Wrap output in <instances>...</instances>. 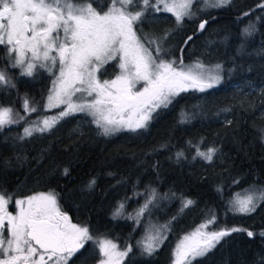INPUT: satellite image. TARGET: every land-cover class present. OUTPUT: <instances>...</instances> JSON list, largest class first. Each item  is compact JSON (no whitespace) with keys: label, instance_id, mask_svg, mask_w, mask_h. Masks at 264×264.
<instances>
[{"label":"trees","instance_id":"obj_1","mask_svg":"<svg viewBox=\"0 0 264 264\" xmlns=\"http://www.w3.org/2000/svg\"><path fill=\"white\" fill-rule=\"evenodd\" d=\"M108 5L109 0L93 3L99 10ZM260 5L264 0H231L208 11L198 8L180 24L170 12L153 7L144 12L135 30L142 40L152 33L161 38L168 33L169 50L163 57L221 64L225 75L211 89L180 92L146 127L135 131L102 135L91 116L80 112L49 131L25 137L26 125L48 113L44 103L52 76L35 77L31 87L27 77L9 70L0 54V66L9 71L10 80L8 86L0 84V108H11L18 121L0 128V190L17 187L54 193L62 210L99 235L134 239L142 224L168 225L162 245L150 254L132 252V264H171L177 239L213 216V231L243 230L222 237L191 264H264V201L247 214L233 211L230 203L249 188L264 190V7ZM249 26L254 30L245 35ZM112 66L109 63L108 72ZM25 99L37 110L20 119ZM200 139L209 142L200 145ZM200 148H215L213 159L198 156ZM153 190L163 211L152 215L154 221L147 220L155 207L151 202L135 225L127 219L129 214L135 215ZM186 200L193 203L181 211ZM121 203L123 214L115 216Z\"/></svg>","mask_w":264,"mask_h":264},{"label":"snow or ice","instance_id":"obj_2","mask_svg":"<svg viewBox=\"0 0 264 264\" xmlns=\"http://www.w3.org/2000/svg\"><path fill=\"white\" fill-rule=\"evenodd\" d=\"M94 2L0 0V45H9V54L15 53L13 67H20L22 75L31 76L37 65L49 71L59 66V75L53 81L45 107H66L57 115L46 116L26 127L25 137L51 130L61 119L75 112L91 115L92 122L105 136L123 128L135 131L146 127L151 113L167 107L180 92L189 89L203 92L220 83L221 64L207 67L197 61L186 66L183 58L164 60L161 53L166 54V51L160 44L155 39L148 40L145 35L146 46L134 30V24L149 7L173 13L180 24L185 17L192 18L191 9L196 0H109L108 9L102 14L93 7ZM201 2L205 6L222 7L231 0ZM160 5H163L162 9ZM134 6L140 10L130 11ZM205 23L199 25L200 30L204 29ZM253 30L254 26H249L244 29V34L251 35ZM167 35L165 33L164 38ZM152 45H155L154 49H151ZM117 59L119 74L112 80L101 81L97 73ZM9 83L5 73L0 71V84ZM141 84L140 89L134 91ZM74 97L80 102H74ZM23 107L26 113L37 110L29 107L27 99ZM12 112L11 108H0V128L18 123ZM215 152V148H208L207 151L197 150V155L211 161ZM182 155L177 154L178 157ZM94 183V180L90 182L89 187ZM155 198L153 190L151 198L135 215L129 214V218L139 223V218ZM10 199L0 194V264H67L85 241L93 239L86 226L73 224L67 213L60 211L54 193H39L16 200L19 207L16 215L5 211ZM261 201H264V190L258 195L237 196L230 203L233 211L247 214L254 212ZM192 203L186 200L181 211ZM123 211L124 204L121 203L114 215L120 216ZM213 223L215 216L181 238L174 249L173 264H191L215 247L222 237L243 230L206 231ZM167 230L168 225H162L155 229V234H147L137 244L150 254L166 238L163 233ZM248 235L253 233L249 231ZM97 243L102 255L100 264H117L132 250L128 245L119 251L118 245L108 239H100Z\"/></svg>","mask_w":264,"mask_h":264},{"label":"flooded vegetation","instance_id":"obj_3","mask_svg":"<svg viewBox=\"0 0 264 264\" xmlns=\"http://www.w3.org/2000/svg\"><path fill=\"white\" fill-rule=\"evenodd\" d=\"M136 33H137V31H136ZM137 35H138V33H137ZM0 46H1V49H2V47H4V49L0 50V54L4 55V57L6 58V64L5 65L7 67H9V70L11 72L19 73L20 75H22V71H20L18 67H13V63L11 61L10 56L8 55L6 45H0ZM38 69H40V68H38ZM0 71L4 72L7 75V78L9 77L8 76L9 71H7L3 66L2 67L0 66ZM45 72L46 71L42 70V69H40L38 71L34 70L33 74L31 76H28V75H22V76H25L29 79V81H30L29 85L32 87V86H34V79L37 76L43 77V78H45V80H47V78L49 79L50 74H48L47 72L45 73ZM48 84L50 86L49 82H48ZM39 193H46V192H36L35 193L32 191H25V189H23V188L21 189V188H17V187H15L11 190H8V191L0 190V194L4 195L5 199H8L9 197H11L9 203L6 205L5 211L8 213H11L12 215H16L17 212L19 211V207L15 203L16 200H25L27 197L37 195ZM57 204H58L61 212L67 213L66 211L62 210V202L61 201L57 200ZM26 206L27 205H25V207ZM0 214H2V213H0ZM67 215L69 216V218L73 224H77L79 226H86V225H83L81 222L73 220L68 213H67ZM127 219H129L130 221L134 220L135 225L139 224V223H137V221L135 219H130V218H127ZM140 220H141V218H139V222H140ZM6 224H7V221H5V225ZM86 227L89 229V235H91L93 237V239L85 241L83 244V247L78 249L68 259L67 264H100V260L102 259V255L100 253L99 245L97 243V241L100 239L112 240L114 243H116L118 245L119 251H123L126 246L131 245L132 250L130 252H128V254L126 256L121 258L117 262V264H132L129 262V259L131 257L132 252H137V250L145 251L142 246L137 244V241H142L144 239L145 235L147 234V232L151 231V230H149L150 226L148 227L145 224H142V228H140V229L138 228L139 229L138 233L134 236V239H131L130 237H124V236L121 237L120 235H118V236H107L105 234H103V235L95 234L91 228H89L88 226H86ZM4 235H5V238H7V236H8L7 228H5ZM162 243H160L158 247H160L162 245ZM173 259H174V257H173ZM50 264H51V262H50ZM171 264H173V260H172Z\"/></svg>","mask_w":264,"mask_h":264},{"label":"rangeland","instance_id":"obj_4","mask_svg":"<svg viewBox=\"0 0 264 264\" xmlns=\"http://www.w3.org/2000/svg\"><path fill=\"white\" fill-rule=\"evenodd\" d=\"M153 2H154V0H153ZM177 2H178V0H177ZM197 2V4H195ZM196 2L192 5V9H191V11L193 12V14H195L194 12L199 8L200 10H203V11H208L209 10V8H210V6H205L202 2H201V0H196ZM94 8H96V6H93ZM108 7H109V5L105 8V9H103V10H99L98 8H96V10L98 11V12H101V14L104 12V11H107V9H108ZM160 8L162 9L163 8V5H160ZM130 11H139L140 10V7H136V6H134V7H131L130 9H129ZM171 13V12H170ZM171 14H173V13H171ZM140 19H143V17L142 18H140ZM134 30H135V24H134ZM136 31V30H135ZM150 36H149V38H148V40H152V39H155L159 44H160V46L167 52L168 50H169V46L166 44L167 42L169 43V38H161L160 36L158 37V36H156L155 34H149ZM137 36H139V34L137 35ZM142 42H144L143 40H142ZM162 42V43H161ZM144 43H146L147 44V42L145 41ZM145 44V45H146ZM6 45V44H5ZM170 45H171V43H170ZM147 46V45H146ZM151 47H154L155 48V45H152ZM6 48H7V51H8V55L10 56V58H11V61H12V63L14 64V60H15V53H12V54H9V48H10V46L9 45H6ZM171 48V47H170ZM53 54H55V53H53ZM162 54H164V53H161V56H162ZM153 55H156V54H154L153 53ZM162 58L164 59V60H170V59H168V58H165V57H163L162 56ZM109 63H112L113 64V66L111 67V69L109 70V72L107 71V66L109 65ZM108 64H106V65H104V67L100 70V72L99 73H97V75L99 76V78L101 79V81H103V80H105V79H107V80H112V79H114L115 78V76L116 75H118L119 74V72H120V69H119V67H118V64H119V60L117 59V60H113V61H110ZM204 64V63H203ZM184 65H193V64H189V63H187V62H184ZM205 66H207V67H211V66H214L213 64H204ZM19 68V70L20 71H22V69L20 68V67H18ZM38 68H40V69H42V70H45L48 74H50L51 76H52V81H51V84H50V86H49V91H50V89L52 88V86H53V81L56 79V77L59 75V66L57 65L56 67H53L52 68V70L51 71H49L48 70V68H43V67H39V65H37V67L34 69L35 71H38V70H40V69H38ZM45 72V73H46ZM101 73H103V75H101ZM105 74V75H104ZM6 75V74H5ZM220 75H221V77H222V79H221V81H220V83L223 81V76L225 75V72L224 71H222L221 73H220ZM6 77H7V75H6ZM220 83H218V84H216V85H214L213 87H216L217 85H219ZM6 86H8L9 84H5ZM142 86V84L141 85H137V88L136 89H134V91L135 90H139L140 89V87ZM212 87V88H213ZM209 89H211V88H209ZM207 90V89H206ZM49 91H48V94H47V97H46V100H45V105L48 103V95H49ZM177 97V95L172 99V102L174 101V99ZM74 99V102H80V101H77L76 100V98L74 97L73 98ZM171 102V103H172ZM170 103V104H171ZM170 104H168V106L170 105ZM24 105V104H23ZM23 105H22V107H23ZM167 106V107H168ZM29 107L31 108L32 106L31 105H29ZM45 107V106H44ZM66 106L65 105H60L59 107H53V108H46L45 107V109H46V113L47 114H44L42 117H36V118H33V121L34 122H38L39 120H41L42 118H44V117H46V116H54V115H57L60 111H62L64 108H65ZM162 108H164V107H160V108H157L154 112H152L151 113V119L150 120H148V122H147V125L158 115V113L160 112V110L162 109ZM20 112H23L24 114H22V116H20V117H25V116H29L32 112H25V110H24V107H23V110L22 111H20ZM50 112H53L52 114L50 113ZM75 113H80V112H75ZM75 113H72V114H75ZM82 113H86V114H88L87 112H82ZM72 114H70V115H72ZM89 115V114H88ZM69 116V115H68ZM68 116H66V117H68ZM89 116H91V115H89ZM66 117H64V118H66ZM63 118V119H64ZM91 118L93 119V117L91 116ZM62 120V119H61ZM60 120V121H61ZM59 121V122H60ZM33 122V123H34ZM58 122V123H59ZM57 123V124H58ZM56 124V125H57ZM32 125V124H31ZM55 125V126H56ZM54 126V127H55ZM26 127H29V126H27L26 125ZM140 129V128H139ZM121 130H129V129H127V128H123V129H121ZM121 130H119V131H121ZM137 130V129H136ZM198 142L199 143H201L200 145H202V143H208L209 142V140L208 139H200V140H198ZM199 147H201V146H199ZM204 148V147H203ZM203 148H200V150L201 151H207V149H203ZM259 192H260V190L259 189H256V188H249V189H247V190H245V191H243L242 193H240V194H237L234 198H233V200L237 197V196H239L240 198H243L244 196H246V195H248V194H259ZM155 195H156V198L154 199V200H152V202L153 203H155L154 205H155V207L154 208H152L151 210H150V212H151V214H149V215H147V220H151V221H154L155 219H154V217L152 216L154 213L155 214H159L160 212H162L163 210H162V207H163V205L161 204V202H160V198L158 197V194L157 193H155ZM148 196H149V199L151 198V196H152V192H150L149 194H148ZM158 211H160V212H158ZM206 222H203V223H201V224H199L198 226H200V225H203V224H205ZM162 224V223H161ZM197 226V227H198ZM160 226L159 225H156V223L154 222V223H151V225H150V227H149V230H151V231H149V232H147V234H149V233H152V234H155V229L156 228H159ZM197 227H195V228H193L192 230H190V231H188V232H185V233H183L179 238H178V240H177V242H176V244H175V247H174V249L176 248V245H177V243L181 240V238L182 237H184V236H186V235H188V234H190V233H192ZM206 231H209V232H211V231H213L212 230V228L210 227V225H208V228L206 229ZM146 234V235H147ZM145 235V236H146ZM163 235H164V233H163ZM165 236V235H164ZM217 244V243H216ZM216 246V245H215ZM214 248V247H213ZM212 248V249H213ZM211 249V250H212ZM211 250H209V251H211ZM208 251V252H209ZM205 255V254H204ZM198 257H200V256H198Z\"/></svg>","mask_w":264,"mask_h":264}]
</instances>
